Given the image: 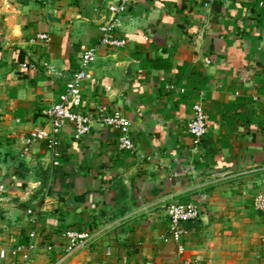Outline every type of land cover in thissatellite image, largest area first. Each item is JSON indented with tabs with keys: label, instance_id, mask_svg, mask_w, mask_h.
I'll use <instances>...</instances> for the list:
<instances>
[{
	"label": "crops",
	"instance_id": "0c3cea01",
	"mask_svg": "<svg viewBox=\"0 0 264 264\" xmlns=\"http://www.w3.org/2000/svg\"><path fill=\"white\" fill-rule=\"evenodd\" d=\"M260 1L135 0L115 16L107 0H0V248L35 228L43 246L17 264H264V211L253 207L264 185ZM115 18L126 43L113 48L100 28ZM93 47L78 108L90 132L65 124L54 149H26ZM197 102L208 132L194 149ZM113 110L131 122L133 152L97 119ZM171 200L201 210L182 251L164 240ZM68 229L91 238L67 253Z\"/></svg>",
	"mask_w": 264,
	"mask_h": 264
},
{
	"label": "built area",
	"instance_id": "2783aa9c",
	"mask_svg": "<svg viewBox=\"0 0 264 264\" xmlns=\"http://www.w3.org/2000/svg\"><path fill=\"white\" fill-rule=\"evenodd\" d=\"M110 13L118 16L124 12L135 0H107ZM263 5V0L260 1ZM117 25L116 18L108 24L102 25L100 43L108 47H121L125 45L126 40L119 38L114 33ZM41 39H48L46 34L39 35ZM96 60V48H89L82 53L80 66L68 78L64 91L59 95V100L45 111L48 129L44 126H37L32 129L25 138L26 149L34 142L47 140L51 148H55L58 141V134L65 124H71L74 127L76 136L87 135L92 126L93 118L89 115L79 112L78 108L82 104V84L90 78V67ZM27 66V64H23ZM193 114L188 124V134L191 137V143L194 149L199 148L208 132L207 114L201 102H197L192 107ZM97 119L105 126L113 128L119 132L118 146L126 152H133L136 148L134 139L131 135V122L120 111L113 110L109 113H100ZM3 190V184H0V194ZM253 207L256 210L264 211V185L253 198ZM165 212L169 221V235L164 237L166 242L178 244L180 251L184 249L183 239L187 235L186 224L195 222L201 214L200 207L192 201L171 200L165 205ZM32 214V210H28ZM66 241V252L71 253L79 246L87 244L91 234L87 231H78L68 229L63 232ZM38 240V231L33 228L28 233L27 244H16L10 249L0 248V258H11L10 264H17L16 259L21 255L27 259L30 252L38 245H42ZM43 246V245H42ZM45 248L52 249L51 244H45Z\"/></svg>",
	"mask_w": 264,
	"mask_h": 264
}]
</instances>
